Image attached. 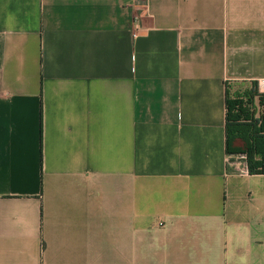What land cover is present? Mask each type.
Here are the masks:
<instances>
[{"label":"crops","instance_id":"obj_1","mask_svg":"<svg viewBox=\"0 0 264 264\" xmlns=\"http://www.w3.org/2000/svg\"><path fill=\"white\" fill-rule=\"evenodd\" d=\"M263 80L264 0H0V264H264Z\"/></svg>","mask_w":264,"mask_h":264},{"label":"trees","instance_id":"obj_2","mask_svg":"<svg viewBox=\"0 0 264 264\" xmlns=\"http://www.w3.org/2000/svg\"><path fill=\"white\" fill-rule=\"evenodd\" d=\"M226 86V154L230 158L245 155L248 173L264 174V92H259L258 83H253V92L236 97L230 85ZM255 96L262 107L259 117H255Z\"/></svg>","mask_w":264,"mask_h":264},{"label":"built area","instance_id":"obj_3","mask_svg":"<svg viewBox=\"0 0 264 264\" xmlns=\"http://www.w3.org/2000/svg\"><path fill=\"white\" fill-rule=\"evenodd\" d=\"M135 36L137 33L135 32ZM258 88L264 92V80L258 83ZM226 170L230 173L247 174L248 167L245 155H238L234 158H227Z\"/></svg>","mask_w":264,"mask_h":264},{"label":"rangeland","instance_id":"obj_4","mask_svg":"<svg viewBox=\"0 0 264 264\" xmlns=\"http://www.w3.org/2000/svg\"><path fill=\"white\" fill-rule=\"evenodd\" d=\"M253 88H252V85L251 84H243V83H234V84H231L230 86V91L232 93L233 96H242V97H245L246 95L250 94L251 91L253 92ZM258 91L259 92H262L260 91V89L258 88Z\"/></svg>","mask_w":264,"mask_h":264}]
</instances>
